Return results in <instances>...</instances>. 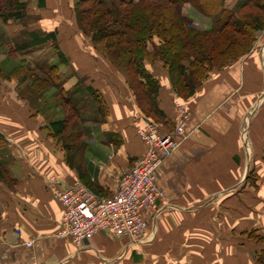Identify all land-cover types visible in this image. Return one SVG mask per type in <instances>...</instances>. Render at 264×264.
I'll use <instances>...</instances> for the list:
<instances>
[{"label": "crops", "instance_id": "obj_1", "mask_svg": "<svg viewBox=\"0 0 264 264\" xmlns=\"http://www.w3.org/2000/svg\"><path fill=\"white\" fill-rule=\"evenodd\" d=\"M22 1L29 15L39 16L28 31L58 33V25L46 21L53 2L44 0L40 7L38 0L31 1L34 6ZM3 26L12 38L24 30L14 22ZM59 41L57 34L69 61L59 66L62 86L74 91L75 73L88 77L86 86L100 92L107 115L83 121L81 137L65 150L47 129L65 118L55 91L39 94L29 81L20 83L11 76L20 64L1 56L7 96L0 94V138L9 161H2L8 181H0V264H264V241L255 239H264V54L214 72L191 97V135L158 168L161 212L148 224L143 241L102 232L79 247L57 237L63 207L52 197L48 180L62 185L78 180L100 197L113 196L145 150L138 134L142 113L113 66L98 57L93 66L91 53L68 55L67 43ZM56 57L33 61L55 64ZM145 69L159 84L156 99L164 120L174 122L175 103L183 101L160 63H147Z\"/></svg>", "mask_w": 264, "mask_h": 264}, {"label": "trees", "instance_id": "obj_2", "mask_svg": "<svg viewBox=\"0 0 264 264\" xmlns=\"http://www.w3.org/2000/svg\"><path fill=\"white\" fill-rule=\"evenodd\" d=\"M74 1L78 29L90 38L94 50L124 76L126 85L135 94L140 112L150 120L162 119L164 113L159 110L156 99L159 84L145 69V64H162L176 96L190 99L214 69L225 70L247 56L256 42V34L264 30V0H246L233 9L227 8L225 3L223 5L222 0ZM38 2L40 7L45 6L44 0ZM185 5L193 6L211 19V27L203 31L195 26L183 11ZM31 18L27 2L0 0L3 24L14 22L24 28L14 40L19 41L23 36L28 38L15 45L9 54L20 55L51 44L58 63L29 62L30 66L25 70L23 62L11 76L18 78L20 83L29 81L39 94L57 90L55 102L58 98L57 105L65 118L49 123L47 129L65 150L71 151L82 132L80 128L69 132L71 122L80 119L82 101L77 95L82 91L79 84L70 92L59 85L62 81L59 66L67 65L69 61L60 49L56 32L42 34L27 30L25 21ZM5 44L0 37V47ZM87 92L97 104L98 111L107 115V105L100 92L92 86L87 87ZM0 181H8L1 160ZM255 239L264 241L260 235Z\"/></svg>", "mask_w": 264, "mask_h": 264}, {"label": "built area", "instance_id": "obj_3", "mask_svg": "<svg viewBox=\"0 0 264 264\" xmlns=\"http://www.w3.org/2000/svg\"><path fill=\"white\" fill-rule=\"evenodd\" d=\"M192 113L186 105L175 107L174 132L162 130L144 114L137 117L139 136L145 150L134 167L118 183L111 197L96 195L76 180L62 185L48 180L52 197L63 207L58 238H67L79 247L105 232L129 242L143 241L150 222L160 215L159 201L164 194L156 184L158 168L187 142ZM31 247L30 243L26 244Z\"/></svg>", "mask_w": 264, "mask_h": 264}, {"label": "rangeland", "instance_id": "obj_4", "mask_svg": "<svg viewBox=\"0 0 264 264\" xmlns=\"http://www.w3.org/2000/svg\"><path fill=\"white\" fill-rule=\"evenodd\" d=\"M31 1L35 2L37 0H29L30 3H32ZM244 1H246V0H222V3H223V5L225 3L227 8L233 9V8L237 7L239 5V3H242ZM50 2H53L54 4H53V7H50V9L47 8L46 14H49L48 15L49 17L46 19V21H50V24H53V25L57 24L58 25V27H56L55 30L58 31L57 34H58V37L60 38L59 42L67 43V45H68V49L64 50V52H66L68 55L72 54L74 56H75V54H77L78 51L81 53L84 52L87 56L89 55V53H91L94 56H91L90 60H92V59L95 60L94 63H92L93 66L97 67V57L103 61L102 63L111 65L110 62L104 56L100 55L98 52H96L94 50L93 44L90 42V38L85 36L83 34V32L78 29L77 24H76V16L74 15V6H75L76 2L74 0H50ZM36 3L37 2H35V4ZM235 3H236V5L234 6ZM32 5L34 6L33 3H32ZM32 11H33V13L36 12V10L34 11L33 9H32ZM183 11L190 17V20L200 30H203V31L208 30L211 27L210 25H211L212 20L207 18L206 16H204L201 12H199L193 6L185 5L183 8ZM30 17H32V18L29 21H25V23L27 24V26L29 28H32V27H35V23L39 22V16H36V14H31ZM2 23L3 22L0 19V37H2L4 39L6 44L3 47H0V58L2 55L8 54L11 61L15 62L18 65L20 64L19 66H21L22 63L25 62L24 69L26 70V68L28 69V66H30L29 62H32L34 64L33 60L41 61V59L43 60V58L48 59V56L51 57V55L56 53L55 48L51 44H47L45 46L40 47L39 49L32 50V52L29 51L26 53H21L20 55L19 54L15 55L14 53H12L10 55L9 51L12 52V49L15 45H18L20 43L22 44V43L26 42V40L28 38H27V36H23L19 41H15L14 40L15 37L12 38L9 36V34L6 33L7 30L3 26ZM25 23H23L24 26H25ZM44 33H42V34H44ZM20 35L21 34H19V35L17 34L15 36H20ZM261 53L264 54V30L261 31L260 33L256 34V42L254 43L252 49L250 50V52L248 53L247 56L249 57V56H253L254 54H261ZM18 56H20L21 59H19ZM247 56H245L243 58H246ZM56 59H57V57H56ZM22 60H25V61H22ZM49 61H50V63H52L51 60H49ZM57 61H58V59H57ZM32 63H31V65H33ZM162 70H163V68H162ZM163 71H165V70H163ZM216 71H218V69H214L212 71V73L210 74V76L208 77V79L212 76V74L214 75V72H216ZM118 74H117L118 80H120L121 82H124V84L126 85L124 76L121 73H118ZM77 75L78 74L75 73V76L78 78V81L76 84H79V87H81L80 90L82 91V93L77 95V97H79L82 101V104L80 105V110H79L80 119L77 118L71 122L70 127H69V130H70L69 132L74 131L77 128L81 129L82 124H83L82 122L85 120L95 121V120H99V118H102V116L105 115V114H101V113L99 115H97V112H99L97 104L92 100V98L90 96L85 94L86 89H87L86 84L90 82L88 77L87 78L78 77ZM14 76H17V75L14 74ZM109 77H105L106 82H110L113 80V79H110ZM167 77H168V80L170 82V78H169L168 74H167ZM208 79H206L204 82H202L203 83L202 86L205 84V82ZM6 85H7L6 75L0 73V94H1L2 98H4L3 96H5V97L7 96L6 95V93H7ZM59 85L62 86L63 82L60 81ZM127 87L129 89V92L131 93L132 97H134L135 94H134L133 90L129 87V85H127ZM171 89L173 91L172 87H171ZM56 94H57V90H55V93L53 96L56 97ZM134 99H135V97H134ZM190 99H192V98H190ZM190 99H184V100L181 99L183 102L175 103V107L177 104H181L183 106L186 105L187 110L191 112V106H190L191 101H190ZM57 101H58V98H57ZM175 107H174V112H175ZM152 121H153L155 126L161 127L162 130H166L170 133L174 132V130H175L174 123L170 122L168 124L164 120V118H162V119L156 118V120H152ZM0 146H1V148H0V160L5 161V162H6V160L9 161V158L6 154L7 150L5 149L6 146L4 144V141L0 142ZM134 165H133V167H134Z\"/></svg>", "mask_w": 264, "mask_h": 264}]
</instances>
